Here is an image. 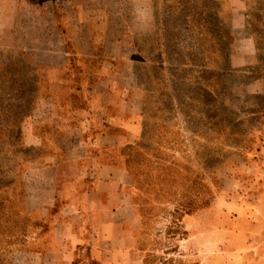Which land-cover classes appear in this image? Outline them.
Returning a JSON list of instances; mask_svg holds the SVG:
<instances>
[{"label":"rangeland","instance_id":"374dc122","mask_svg":"<svg viewBox=\"0 0 264 264\" xmlns=\"http://www.w3.org/2000/svg\"><path fill=\"white\" fill-rule=\"evenodd\" d=\"M124 1L0 0V264L39 263L26 252L40 226L26 213L25 175L47 151L27 141L32 123L80 113L108 74L141 100L122 154L151 264H190L185 212L210 205L219 173L236 172L262 140L264 96L247 85L264 73V53L231 68L225 9Z\"/></svg>","mask_w":264,"mask_h":264},{"label":"crops","instance_id":"0c3cea01","mask_svg":"<svg viewBox=\"0 0 264 264\" xmlns=\"http://www.w3.org/2000/svg\"><path fill=\"white\" fill-rule=\"evenodd\" d=\"M117 1V2H116ZM126 5L112 0L113 5ZM225 9L233 69L258 65L264 0H214ZM256 16V17H254ZM114 74L103 77L80 113L33 124L29 144L47 151L25 175L26 213L38 215V264H151L148 231L134 202L122 149L137 129L141 100ZM264 96V73L247 85ZM47 127L39 135L35 126ZM264 140V128L258 133ZM236 172L219 173L210 205L185 212L183 246L190 264H264V142ZM28 172V171H27ZM30 181V184L29 182Z\"/></svg>","mask_w":264,"mask_h":264}]
</instances>
